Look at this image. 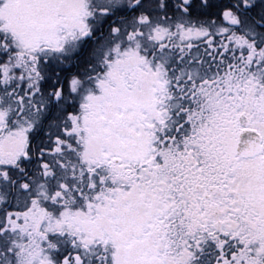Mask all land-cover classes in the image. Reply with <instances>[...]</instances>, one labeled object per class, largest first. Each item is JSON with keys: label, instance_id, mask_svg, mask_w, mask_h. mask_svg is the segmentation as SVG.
Listing matches in <instances>:
<instances>
[{"label": "snow or ice", "instance_id": "snow-or-ice-1", "mask_svg": "<svg viewBox=\"0 0 264 264\" xmlns=\"http://www.w3.org/2000/svg\"><path fill=\"white\" fill-rule=\"evenodd\" d=\"M0 264H264V0H0Z\"/></svg>", "mask_w": 264, "mask_h": 264}]
</instances>
